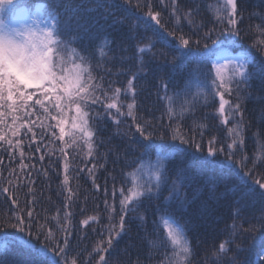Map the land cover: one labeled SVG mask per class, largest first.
I'll return each instance as SVG.
<instances>
[{"label":"trees","instance_id":"obj_1","mask_svg":"<svg viewBox=\"0 0 264 264\" xmlns=\"http://www.w3.org/2000/svg\"><path fill=\"white\" fill-rule=\"evenodd\" d=\"M137 3L140 5L139 8L136 7ZM145 3L151 5L152 11L160 12L161 23L168 32L175 31L177 35L181 32L190 34L191 27L200 24L206 25L203 31L213 27L219 31L222 27H227L226 21H218L216 15L217 8L223 4V0H130V3L129 0H11L5 5L7 8L0 10V19L7 21L21 9L33 12L40 6L43 21L49 27L55 25V34L61 40L62 48L71 60L84 67H90L93 82L103 83L108 96L112 95V92L107 91L109 87L121 88L119 99V104L122 105L121 113H127V104L133 101V93L125 92L127 81L132 79L133 75L137 77L133 81V87L136 89V106L132 110V116H117L115 108L110 112L100 106L95 109V112L100 113L101 116L92 129L97 133V139L94 141L98 149L96 155L105 154L107 158V162L104 159L93 161L98 165L94 175L100 188H94L87 170L76 171L77 167H84L80 163V158L87 148L86 145H81L83 151L69 152L68 187H71L74 193L71 205L65 200L68 193L63 185L64 161L61 160L57 165L59 175L49 170L50 179H45L43 175L33 176L35 184L32 187L36 195L35 212L41 217L40 222H47L53 231L56 229L54 217L60 220L61 225L71 227L72 250L69 252V258L78 255L79 261H83L84 264H100V255L105 257L107 264H174V247L170 242L166 245L160 243L166 237L161 216L164 218L168 216L158 212L157 205L168 208L180 223L185 225L183 231L192 250L189 257L191 264H217L218 261L233 257H237L242 264H264V238L258 231L257 220L264 202L255 194L241 198L242 177L237 175L236 168L231 164L225 162L221 166L195 161L191 157V150L188 153H173L171 156L161 154L165 157V165L173 170L171 180L176 181L178 185L179 198L172 199L170 183L168 187L162 189L159 199L146 201L135 213L130 212L129 216L125 217L126 231L115 237L110 248L107 246L109 226L112 225L114 230H118V217L114 215L112 220H109L105 211V200L112 202L113 185L117 190L121 185L132 186L131 178L126 175L132 169L126 166L125 158L132 160L139 155L138 152L133 151L139 147L135 124L146 120L156 123L161 117L165 123L168 122L167 104L162 100L164 92L160 88L161 79L164 83H168L166 75L168 69L165 68L163 73L152 71L153 68L164 63L162 58H158L154 64L148 66L142 65L141 61L148 62L154 54L158 56L161 51L168 53L169 48L163 43H157L151 51L146 50L145 53H141L139 49L144 44L135 39V30L129 34L127 25L123 23L125 18H129L134 25L146 27L143 24V19H146L143 13L149 9L144 8ZM237 6V28L240 30V36L237 38L238 43H232L231 47L239 52L242 59L248 61L249 70L256 73L249 81V85L245 86V90L240 92V96L243 97L241 101L243 118L236 121L229 115V122L225 124L224 116L218 111L220 97L217 95L213 97L209 93L207 97L205 95L198 97L200 103L191 111L185 104V100H190L191 95L175 97L173 103L177 117L174 118V122L181 123L185 131H189L190 125L194 126L192 135L197 140L201 139L200 132L203 131L205 151L208 147L207 141L212 136L217 138L214 147L226 148L233 139H236L235 134L230 133L228 129L239 123L243 128L244 144L242 151L240 148L234 149L237 168L241 155L247 156L248 164L243 171L251 173L248 177L249 183L256 180L264 182V79L261 78L258 69V65L264 62V53L261 52L259 44V41L264 40V0H237ZM191 9H198V13L189 17L187 13ZM137 17L142 18L137 19ZM177 18H179V28ZM189 20L194 24L189 25ZM151 23L156 28L160 27L154 20ZM86 30L98 38L89 40L85 35ZM149 35L154 36L151 31ZM224 35L230 34L224 33ZM168 39L175 38L168 36ZM204 43L211 46V41H202V45ZM225 44H229V41H225ZM242 48L251 49L254 53L256 67L252 64L253 57L240 52ZM101 52L104 53L103 56ZM236 52L233 54L236 55ZM213 54L211 51L205 54L209 57L210 63L201 64L199 59H189L184 65L172 70V78L179 87L169 84L168 95L183 92L189 84L192 93L198 90V86L202 87L199 85V80L202 79L200 74L206 73L209 68L213 69L215 62ZM68 67H72V63ZM213 71L214 69L212 73ZM42 91L36 87L28 88V92L36 93L33 100L40 98ZM15 98L19 102V97ZM225 99L230 102L225 106V115H228L231 105L236 102L235 93H226ZM108 102L110 101L105 103ZM31 103L29 101V104ZM2 111L4 109L0 108V112ZM27 112L26 115L21 110L15 114V117L17 123H26L30 126L34 124L33 132L39 131L41 122L45 125L50 123L45 119V113L38 105L28 108ZM65 113V118L68 120L66 129H70L75 114L68 112L67 109ZM3 119L8 126L13 124L14 117L11 115H6ZM117 119L120 120L119 124ZM21 138L25 142V156L31 157L24 159L23 163L35 164L36 168L41 167V162L38 160L40 154H45L46 159L42 163L45 168L48 167V147L58 149L63 146L62 142L52 143L50 137L43 138L40 135L29 140V137L22 132ZM41 139H44V144L40 145V150L36 152L34 148L39 145ZM29 144L33 148L32 151ZM3 147L4 145L0 144V148ZM56 155L59 156L60 153L57 151ZM225 155L226 153L221 154L219 159L224 161ZM0 158L3 159L0 171L3 172L4 178L0 180V186H7L5 181L9 178V165L19 174V152L17 151L11 159L7 154L0 152ZM145 159L154 162L155 154ZM212 159L209 157V160ZM100 164H103V168L99 167ZM91 166L92 162H87V167L91 168ZM176 169H182L186 179L177 177L174 171ZM121 172L124 174L123 178ZM24 175L27 176L28 173L25 172ZM112 176H116L117 179L113 181ZM25 184L26 181L20 180L15 191L21 207H25L26 202L33 199ZM11 199L12 197L6 198L4 194H0V264H52L55 257L39 253V247L45 243V240L41 237L37 241L38 233L34 229L29 236L27 232L21 233L19 229L9 227V224L15 223V220L9 217L16 214L14 211L16 205L11 204ZM119 199L117 191V211H119ZM238 200L243 205L240 212L237 211L234 203ZM66 212L71 213L68 219L64 218ZM90 216H98L99 219L95 222L90 220L88 225H84L82 221ZM129 217H131L130 222ZM140 217H143V220ZM29 240L32 241L31 245L27 243ZM228 241L231 243H227L226 248H231L233 251H221L220 245ZM103 248H107V251L98 250Z\"/></svg>","mask_w":264,"mask_h":264},{"label":"snow or ice","instance_id":"obj_2","mask_svg":"<svg viewBox=\"0 0 264 264\" xmlns=\"http://www.w3.org/2000/svg\"><path fill=\"white\" fill-rule=\"evenodd\" d=\"M130 3V0H129ZM136 7H140L139 3ZM144 8L149 9L147 12L143 13V24L146 27L141 28L140 25H134L129 18H125L123 23L127 25L129 34L135 30V39L144 44L143 47L139 49L141 53L151 51V49L156 47L157 43H163L169 48V52L165 53L163 51L159 52L158 56L153 55L148 62L141 61L142 65L148 66L154 64L158 58H162L164 63L153 68V72H164L167 68L166 73L168 77V83H164L161 79L160 88L163 90L164 95L162 100L166 102V115L168 117V122L163 121V117L159 118V121L153 123L151 120L143 121L142 123L135 124V133H138L137 143L139 147L133 149V151L138 152L139 155L132 160H127L125 158L126 166L131 168L132 171L128 172L126 175L131 178V187H126L121 185L117 190L115 185H113L111 196L112 202L109 203L105 200V211L108 213L109 220H112L115 215L118 217V230H114L113 226H109V234L107 237V246L110 248L113 244L115 237L121 235V232L126 231V220L125 217L129 216V213H135L138 207L144 206L145 202H151L160 198L163 188H166L171 183L172 186V199L179 198L178 185L176 181L171 180L172 169L165 165V157L161 154H166L171 156L173 153L180 154L188 153L191 150V157L195 161H201L204 163L220 164L224 165L225 162L236 168L237 175L242 177L243 191L241 198L245 195H257L262 202H264V182L259 180L252 181L249 183L248 177L251 173H244V168L247 167L248 157L241 155L239 168H237V161L234 159L235 152L234 149L240 148L242 151V146L244 144L243 139V128L237 123L232 128L228 129L230 133H234L236 139H233L230 144L225 148L224 146L214 147L217 143V138L212 136L211 139L207 141L208 147L205 151L203 144L204 132H200L201 139L197 140L192 131H194V126H189V131L184 130V126L177 122H174V118L177 117V113L174 111L173 102L174 98L177 96L188 97L191 95L190 100H185L188 110H193L199 103L198 97L201 95H207L211 93L213 97L218 95L220 97L219 113L224 116V123L229 122V115L232 116L233 120L239 121L243 118L242 103L243 97L240 96V92L245 90V86L249 85V81L256 75L255 72L249 70V63L246 59H242L239 52L231 47V44L238 43L237 38L240 36V30L237 28L238 23V6L237 0H223V4L217 8V19L218 21L225 22L227 27H222L219 31L215 27L203 31L206 25H194L191 27L190 34L183 33L177 35V32H168L165 26L161 23L160 12H154L151 10V5L145 3ZM198 9H191L188 11L187 15L189 17L196 15ZM173 14H175V8H173ZM142 17H137L141 19ZM155 21L159 28L152 25V21ZM189 25H193L194 22L189 20ZM177 27L179 28V18H177ZM55 25L52 27H47L49 35H56L54 31ZM151 31L154 36L149 35ZM224 33H229L230 35H224ZM85 35L89 40L97 39L91 34L90 31L86 30ZM168 36H172L175 39L169 40ZM223 37V39H221ZM131 38V36H130ZM202 41H211V46L208 43L202 45ZM225 41H229V44H225ZM61 46L62 42L59 41ZM260 50L264 53V40L259 41ZM202 45V46H201ZM222 50L225 56L228 57L227 63L215 66V75H212V69L206 73H201L202 79L199 80L198 90L192 93L191 85L185 87L183 92H175L172 96L168 95L169 84L174 87H179L178 84L172 78V70L184 65L189 59H199L201 64L210 63L209 57L205 55L208 52L215 53L217 50ZM87 51V47L85 48ZM75 51V50H74ZM236 55L233 56V53ZM240 52L245 53L248 56L253 57L252 64L256 67V61L254 53L251 49H241ZM103 56L104 53L101 52ZM71 59V58H70ZM72 71L65 77L57 82L55 79L41 82L40 84L25 85L16 91L9 90L7 92L0 90V108L4 111L0 112V144L4 147L0 148V152H3L11 157L19 152V174L16 173L15 169H11L9 165V178L5 181L7 186H0V194H4L5 197H12L11 204L16 205L15 215L9 217V219H14L15 223L9 224V227L13 229H19L21 233L27 232L31 236L32 231L35 230L38 235L36 240L39 241L41 237L45 240L43 245L39 247V253L48 256L51 255L55 257L52 264H84L83 261H79L78 255L69 258V252L72 250V235L71 227L63 226L60 224L58 218H53L56 220V229L53 231L52 228L48 226V223H41V217L35 212L36 195L35 190L32 185L35 184L33 176L43 175L45 179H50L49 170L54 174L59 175L57 165L61 160L63 163V185L67 188V197L65 200L68 205H71L73 198V189L68 187L69 184V152L78 153L83 151L81 145H86L87 151L83 152V156L80 158V163L84 165L83 168L77 167L76 171H85L89 173L92 179V184L94 188L99 189L100 185L96 183V177L94 172L97 170V163L93 162L98 159H104L107 162L105 154L96 155L98 149L96 148L94 141L97 139L96 131L92 129L95 127V122L101 119L100 113L95 112L97 106L105 109V111L110 112L112 109H117V116L133 115V109L136 106L135 103V92L136 89L133 87V81L137 79L136 75L132 76V79L127 81V89L125 92L133 93L132 103L127 104V113H121L119 104V99L121 95V88L119 87H109L107 91L112 92L111 96H108L105 92L103 83L93 82L91 76V68L84 67L81 64H76L71 60ZM259 73L261 78L264 79V62L258 65ZM126 74V73H125ZM111 75V73H108ZM35 86L38 90L42 89L40 93V98L33 100L36 95L35 92H28L30 86ZM205 89L207 91H205ZM235 93L236 102L231 105L230 112L225 115L226 105H229V100L225 99V94ZM99 93V95H97ZM19 97V102L15 97ZM29 101L32 103L29 104ZM106 101H110L105 103ZM207 102V100H205ZM38 105L40 109L45 113V119L50 121L47 125L41 122V126L38 132H33V127L35 125H28L26 123H17V118L15 114L21 110L27 115L28 108ZM74 112V117L71 123V128L66 129L68 120L65 118L66 113ZM55 113V115H52ZM6 115H11L14 117L13 124L8 126L3 117ZM182 117V113H181ZM116 117H114L115 119ZM54 123H51L53 122ZM120 120L117 119V124ZM202 129L204 126H199ZM47 128V131H45ZM6 129V130H4ZM99 131V129L97 130ZM24 133L29 137V140L34 139L36 135H40L43 138H51L52 143H63V146L55 149L53 147L47 148V158L48 167L45 168L43 163L46 159L45 154H40L38 160L41 162V167L36 168L35 164H24V159H31L30 156H25L24 147L25 142L21 138V133ZM67 137V139H66ZM175 142V143H174ZM102 143V142H101ZM44 144V139H41L39 145H36L34 151L38 152L40 150V145ZM30 151L33 150L31 144L28 145ZM182 146H187L183 147ZM60 155L57 156L56 152ZM225 160L221 161L219 159L221 154H225ZM155 154V161L152 162L150 159L146 161L145 158L151 157ZM212 157V160H209ZM119 157H117L118 159ZM87 162H92L91 168L87 167ZM3 165V159L0 158V167ZM103 168V164L99 165ZM35 169V172H33ZM175 175L177 177L185 178L183 176L182 169H176ZM27 172L28 175L25 176L24 173ZM124 177L123 172H121V178ZM3 172L0 171V180H3ZM116 176H112V180L115 181ZM24 180L26 184L24 186L28 187V192L32 194L33 199L30 202H26L25 207H21L19 199L15 196V191L19 186V181ZM215 186L213 185V191ZM117 191L119 192V211H117L116 196ZM105 195H107V188H105ZM235 206L237 211L240 212L243 209V205L240 201H235ZM158 212H163L169 218H164L161 216L163 226L166 229V237L160 242L162 245H166L169 242L174 247V264H191L189 257L192 254V250L189 246L183 229L184 224L172 214V212L160 205L156 206ZM71 216L70 212L64 214V218L68 219ZM45 220L47 218H44ZM99 219L98 216H90L82 221L84 225H88L89 221L95 222ZM143 220V217H140ZM259 223V233L262 238H264V206L260 209L259 217L257 218ZM131 217H129V222ZM69 221V225H70ZM29 245L32 241H27ZM231 243V241L222 243L220 245L221 251H233L231 248H226V244ZM99 251H107V248L98 249ZM239 253H237V256ZM100 264H107L105 257L103 255L99 256ZM217 264H242L237 257L231 259H224L218 261Z\"/></svg>","mask_w":264,"mask_h":264},{"label":"clouds","instance_id":"obj_3","mask_svg":"<svg viewBox=\"0 0 264 264\" xmlns=\"http://www.w3.org/2000/svg\"><path fill=\"white\" fill-rule=\"evenodd\" d=\"M11 0H0V9ZM56 35L38 22L8 25L0 19V90L16 91L25 85L55 79L72 69L71 59Z\"/></svg>","mask_w":264,"mask_h":264},{"label":"rangeland","instance_id":"obj_4","mask_svg":"<svg viewBox=\"0 0 264 264\" xmlns=\"http://www.w3.org/2000/svg\"><path fill=\"white\" fill-rule=\"evenodd\" d=\"M4 8H7V6H4ZM4 8H2V9H4ZM2 9H0V10H2ZM20 22H25V23L38 22L41 27H46V28L49 27L48 25L45 24V22L42 19L41 12H40V6H38L33 12H29V10H27V9L19 10L18 13H16L9 20L6 21V24L12 25V24H18ZM213 55H214L213 57H214L215 62L213 64L214 71H213L212 75L214 76L215 75V66L227 63L228 57L225 56V53L222 50H217ZM233 56H235V55L233 54ZM31 87H35V86L33 85V86H30L29 88H31ZM173 105H174L173 106L174 111H176L175 103H173ZM166 218H168V217H166Z\"/></svg>","mask_w":264,"mask_h":264}]
</instances>
